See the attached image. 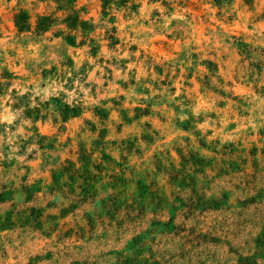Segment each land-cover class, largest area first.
Wrapping results in <instances>:
<instances>
[{"label":"rangeland","instance_id":"374dc122","mask_svg":"<svg viewBox=\"0 0 264 264\" xmlns=\"http://www.w3.org/2000/svg\"><path fill=\"white\" fill-rule=\"evenodd\" d=\"M0 264H264V0H0Z\"/></svg>","mask_w":264,"mask_h":264},{"label":"trees","instance_id":"16d2710c","mask_svg":"<svg viewBox=\"0 0 264 264\" xmlns=\"http://www.w3.org/2000/svg\"><path fill=\"white\" fill-rule=\"evenodd\" d=\"M21 27H23V26L21 25Z\"/></svg>","mask_w":264,"mask_h":264}]
</instances>
